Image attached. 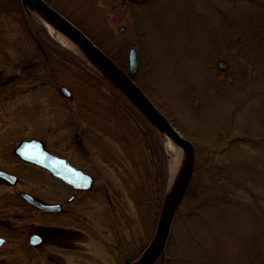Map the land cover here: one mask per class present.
Segmentation results:
<instances>
[{"label": "rangeland", "instance_id": "obj_1", "mask_svg": "<svg viewBox=\"0 0 264 264\" xmlns=\"http://www.w3.org/2000/svg\"><path fill=\"white\" fill-rule=\"evenodd\" d=\"M127 1L129 6L122 8L117 1L98 0L93 11L100 26L140 38L141 47L134 45L142 88L162 111L170 112L166 114L180 131L191 129L197 165H202L199 152L211 147L197 137L201 129L224 140L217 147L221 155L212 158L224 164L219 188L210 198L194 199L193 213L186 205L180 208L165 264H264V58L258 48L264 45V0ZM17 4L0 2L3 79L12 78L23 57L30 61L38 51ZM80 9L74 13L83 16ZM222 59L229 63L226 69L218 66ZM53 64L30 68L0 91V161L13 165L23 188L41 198L69 196L71 189L49 172L16 163L18 140L43 137L53 150L93 172L96 181L66 204L67 211L57 213L33 208L13 188L0 190V199L13 195L21 202L20 237L10 235L0 246V264H123L143 248L138 259L155 232L148 220L135 223L130 218V205L118 191L117 159L111 152L100 156L104 148H96L97 136L88 125L120 136L112 123L116 127L117 121L109 120L111 101L101 100L100 92L67 61ZM62 85L71 89V97L61 93ZM102 106L108 115L98 108ZM233 140L238 142L231 146ZM168 172L170 177V165ZM7 210L16 211L12 206ZM37 227H50L52 234L33 248L27 242Z\"/></svg>", "mask_w": 264, "mask_h": 264}, {"label": "trees", "instance_id": "obj_2", "mask_svg": "<svg viewBox=\"0 0 264 264\" xmlns=\"http://www.w3.org/2000/svg\"><path fill=\"white\" fill-rule=\"evenodd\" d=\"M4 1L8 0H0V2ZM9 1L18 3L17 7L25 19L26 29L30 31L38 44V51L35 53L36 55L32 54L30 56V61L26 60L27 57L24 56L22 62L18 63L19 71L21 72L20 74H24L30 68L32 69L43 64H50L54 68L53 60H60L62 62L65 60L68 62L69 66L77 68L78 73L82 76L86 84H91L93 88L100 92L102 95L101 100H104L105 103L108 102V99L111 101L112 116L109 120L113 119L117 121L116 127L115 122L112 123L114 124V131L117 129V133H120V136H115L113 133L109 134V132H106L105 130L101 132L95 125L89 122L88 125L93 130L94 136H97L96 148L98 146L104 148V153L102 152V155L100 156L105 157V152H111V154L117 159L114 166L121 175V187L118 188V191L126 203L130 205L131 211L128 212L130 218H132L135 223H141L143 220H148L151 223L150 228L153 235L154 232H156L161 219L167 196L169 178L168 154L161 133L127 94L122 92L78 54L52 38L23 0ZM50 1H52L60 11L75 21L94 39V41H96L113 59H115L121 67L127 68L128 49L134 44L141 47L142 43L140 38L132 40L127 37V33L117 34L113 29L110 30L106 26H100L101 18L93 11L94 7L97 9L98 4L96 5V3H98V0ZM115 1L119 2L122 5V8H125L130 4L128 1L126 2V0H109V2L113 3ZM73 2L74 7L72 8L71 5ZM80 7L82 8L80 10L83 11L81 12V15L83 14V16L74 13L75 10ZM258 48L260 49V54H262L261 57L264 58V45H259ZM140 62V67H143V60L140 59ZM135 80L142 85L139 79V72L136 74ZM98 108L105 111L108 115V108L106 109L103 106ZM114 113L117 114L116 117L114 116ZM166 113L169 115L170 112ZM109 115H111L110 112ZM183 129V133L191 138L193 133L191 129L185 126H183ZM83 130L84 128L81 129V131ZM200 131V135L197 137L200 138L204 144H208L211 147L206 150L202 149V151L199 152V158H202V165H197L199 161L196 160L193 176L184 199L175 214V219L178 217L180 208L183 207V205H186L191 213H193L194 199L197 198L203 201L205 198H210L211 195L213 196L214 189L219 188L218 185L221 181V173L224 164L222 165L219 163V159L218 161L216 160V162L213 161L212 158L214 153L221 155L217 147L218 144L224 140H219L220 136L217 138L216 135L209 134L206 128L203 130L201 129ZM205 131L207 133H205ZM228 133L231 134L232 132L228 131ZM205 136H209V139ZM210 137L215 139L211 140ZM243 138H249L248 140H250V137L247 136ZM234 142L237 143L238 141L233 140L230 145H234ZM213 144H217V146L213 147ZM88 151L89 149L83 150L84 155L87 157ZM204 154H206V156L210 155L207 158ZM136 226H138V224H136ZM106 238L109 239L108 237ZM170 238L171 237L169 236L163 251L152 264H165V257L168 253ZM142 249L125 260L123 264H130L136 260Z\"/></svg>", "mask_w": 264, "mask_h": 264}, {"label": "water", "instance_id": "obj_3", "mask_svg": "<svg viewBox=\"0 0 264 264\" xmlns=\"http://www.w3.org/2000/svg\"><path fill=\"white\" fill-rule=\"evenodd\" d=\"M23 1L28 5V7L33 11V13L44 23V27L49 33L50 31L45 25L46 21L33 9V7L39 9L40 11L44 12L49 17H51L54 20V23L57 28H59L63 33H65L72 39L79 42L93 55H95L102 63V65L109 71V73L115 77L117 82L105 73H103L99 68H97L94 64L88 61L84 56L76 52L85 61H87L101 74H103L109 81H111L114 85H116L119 89L126 93L136 103V105L141 109V111L151 120V122L157 127V129L163 135L164 140L165 135H168L171 139L179 143L184 149L185 158L183 157L182 164L180 165V168L176 173L174 184L172 185L171 194L169 193L171 176L169 177L167 196L158 228L151 241L143 250L141 256L136 261L130 263L152 264L155 259L159 256V254L163 251L167 243V240L171 233L176 211L185 196L186 190L192 178L196 160V151L194 143L182 134V132L172 123L169 117L151 100L145 90L135 81L134 78L139 69V49L136 45L131 46L129 49V67L126 71L83 29H81L74 21H72L61 11H59L48 0ZM121 30H125L124 25L121 26ZM218 66L221 69H226L229 66V63L226 60L222 59L219 61ZM60 91L66 96L72 95L71 89L66 85H62L60 87ZM15 152L22 159L45 167L46 169L50 170L54 175L62 178L64 181L73 185L77 189H91L94 184L95 177L90 172L85 171L81 167L73 165L67 157L60 156L56 153L51 152L46 147V144L43 139H24L15 147ZM169 160L171 162L170 155ZM1 174L9 178L12 182H16L17 180L16 175L6 172H1ZM22 196H24L30 202L36 204L37 206L43 209L50 211L61 210V203L45 202L34 194H32L31 192L22 191ZM4 240L5 238L0 236V244H2ZM40 240V234L36 233L32 235V243L38 244Z\"/></svg>", "mask_w": 264, "mask_h": 264}, {"label": "flooded vegetation", "instance_id": "obj_4", "mask_svg": "<svg viewBox=\"0 0 264 264\" xmlns=\"http://www.w3.org/2000/svg\"><path fill=\"white\" fill-rule=\"evenodd\" d=\"M20 73H21L20 71L16 72L15 74H13L11 76L12 78L6 77L5 79H3V78H1L3 72L0 71V91H6L7 86L12 82L13 78H18V77H21L23 75ZM79 136L80 135H78L77 137H79ZM40 138H42L45 141L46 146L50 150L55 151L58 154L65 155L59 151L53 150L48 145L47 141L43 137H40ZM20 140H18V142ZM13 154L18 159V161L16 163L23 162L26 164L34 165L37 168L45 170V171L49 172L51 175H53L49 170H47L41 166H38L36 164L22 160L18 155H16L15 151H13ZM70 160L74 165L81 166V165H78L77 163H75L74 161H72V159H70ZM0 170L6 171L9 173H13V174H16L18 176L17 181L15 183H13V182H11V180L9 178L4 176L3 174H0V190L10 191V189L13 188L12 190H13L14 194L17 193L18 195H19V193L21 194L22 191L27 190V189L23 188V186H25V183H23V179L21 178L20 174L15 172L13 165H11L10 163H3L0 161ZM53 176L56 177L55 175H53ZM56 178L61 180L63 182V184H65L67 187H69L71 189V193L69 194V196H66V197L59 196L57 199L53 198L50 200H46V199H43L36 194L35 195L40 197L44 201L61 203V210L58 212H64V211H67L66 210V204L75 200L77 198L78 194L80 192H84V190L75 189L71 185L65 183L62 179H60L58 177H56ZM27 191H29V190H27ZM22 198H24V197H22ZM23 201H25L28 205H31L33 208L38 209L39 211H44L43 209H41V208L37 207L36 205L32 204L31 202H29L26 198H24ZM20 205H21L20 198L19 197H17V198L13 197V195L11 198L0 199V235L5 237V242L3 244H5L10 239V235H13V237H15L16 239L18 237H20V233H18V231H17V230H19V225H18V219H19L18 216L19 215H18L17 208H19ZM9 206H12L13 208L16 209L14 214H10L8 212L7 208H9ZM5 207H7V208L5 209ZM46 212H48V211H46ZM49 213H51V212H49ZM50 229H51L50 227H45L43 229L37 227V229H32L29 233V239H28L29 241L27 243L29 245H31L33 248H38L41 244H43L46 241V239L49 236H51L52 232H50ZM33 233H38L41 236V241L36 245L31 243V236ZM58 237L59 236H57V238ZM60 237H62L61 234H60ZM2 245H0V246H2ZM3 259L4 258H2V257L0 258L1 263H2Z\"/></svg>", "mask_w": 264, "mask_h": 264}, {"label": "bare ground", "instance_id": "obj_5", "mask_svg": "<svg viewBox=\"0 0 264 264\" xmlns=\"http://www.w3.org/2000/svg\"><path fill=\"white\" fill-rule=\"evenodd\" d=\"M33 9L46 21L45 25L50 33L61 43L66 45L67 47L71 48L75 52L84 56L88 61L94 64L97 68H99L103 73L108 75L114 81L117 82L115 77L109 73V71L102 65L99 59L93 55L89 50H87L84 46H82L79 42L72 39L65 33H63L54 23V20L49 17L44 12L40 11L39 9L33 7ZM165 144L168 154L170 155V187L169 193H172V185L174 184V180L176 177V173L178 172L180 165L182 164L183 157L185 158V153L183 147L171 139L168 135H165ZM184 153V156H183Z\"/></svg>", "mask_w": 264, "mask_h": 264}]
</instances>
